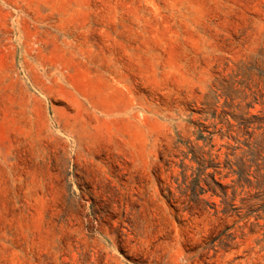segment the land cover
Wrapping results in <instances>:
<instances>
[{
    "label": "rangeland",
    "instance_id": "obj_1",
    "mask_svg": "<svg viewBox=\"0 0 264 264\" xmlns=\"http://www.w3.org/2000/svg\"><path fill=\"white\" fill-rule=\"evenodd\" d=\"M0 264H264V0H0Z\"/></svg>",
    "mask_w": 264,
    "mask_h": 264
}]
</instances>
